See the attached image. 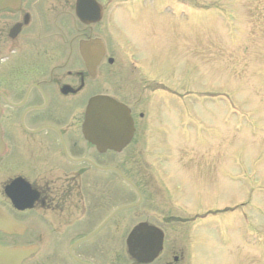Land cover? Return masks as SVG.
Segmentation results:
<instances>
[{"label": "rangeland", "instance_id": "374dc122", "mask_svg": "<svg viewBox=\"0 0 264 264\" xmlns=\"http://www.w3.org/2000/svg\"><path fill=\"white\" fill-rule=\"evenodd\" d=\"M260 2L220 0L213 6L204 1L190 12L197 24L186 21L187 13L174 15L167 36L159 35V51L153 50L157 68L167 71L174 90L184 92L182 98L171 96L178 110L169 114V141L181 142V135L198 140L199 153L188 141L178 146V160L184 158L185 149L189 155L195 152L204 204L235 210L207 215L201 227L197 223L191 227L190 242L199 229L188 249L189 260L196 264H264V5ZM135 39L146 45L141 53L149 57L151 31H137ZM211 93L218 96H208Z\"/></svg>", "mask_w": 264, "mask_h": 264}, {"label": "flooded vegetation", "instance_id": "af4514ba", "mask_svg": "<svg viewBox=\"0 0 264 264\" xmlns=\"http://www.w3.org/2000/svg\"><path fill=\"white\" fill-rule=\"evenodd\" d=\"M86 77L80 69L67 68V64L16 73L8 70L4 74V80L8 78L5 93L16 104L6 105L2 118L7 151L0 158V206L28 228L18 234L0 233V241L5 245L37 243L39 256L35 264H124L111 229L124 233L131 222H135L133 226L141 222L162 229L167 226V219H157L151 206L135 210L129 218L115 214L101 226L113 211V204L124 199V189L130 201L138 199L120 172L132 178L139 188H145V192L151 181L140 164L134 162L137 147L100 152L72 127L71 115L60 118L49 112L60 102L64 83L70 82L77 89L84 80L86 87ZM37 83L40 87H32L27 95L28 87ZM76 95L83 97L84 93L77 90ZM45 99L49 100L46 108L30 110L42 106ZM43 125L55 126L60 132L50 128L38 131ZM17 179L29 182L26 189L21 181L17 187L23 186L25 198L33 199L31 208L17 209L11 197L2 192ZM97 227L101 228L94 236L72 245ZM65 243L67 253L62 250ZM170 251L171 246L167 245L164 259L156 264H170ZM134 264L141 263L136 260Z\"/></svg>", "mask_w": 264, "mask_h": 264}, {"label": "water", "instance_id": "95a60500", "mask_svg": "<svg viewBox=\"0 0 264 264\" xmlns=\"http://www.w3.org/2000/svg\"><path fill=\"white\" fill-rule=\"evenodd\" d=\"M99 116L101 117L100 109H98L95 106L94 107L92 106L88 113V123H87V126H89L90 130L94 129V131H96L98 127H101L102 121L101 119H99ZM1 257H3V254H1ZM1 262H3V260ZM6 264H9V263H6Z\"/></svg>", "mask_w": 264, "mask_h": 264}]
</instances>
